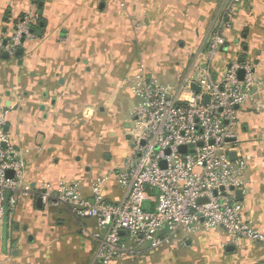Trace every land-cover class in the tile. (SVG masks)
Returning <instances> with one entry per match:
<instances>
[{
	"label": "crops",
	"instance_id": "obj_1",
	"mask_svg": "<svg viewBox=\"0 0 264 264\" xmlns=\"http://www.w3.org/2000/svg\"><path fill=\"white\" fill-rule=\"evenodd\" d=\"M233 4L0 0V107L10 142L23 155L25 185L34 191L32 198H19L7 223L0 216V264H94L101 237L96 220L79 219L42 195L66 181L93 200L94 183L103 178L106 203L125 199L118 172L131 150L138 74L148 83L180 86L195 63H203L211 33L220 28L225 45L213 78L227 63L243 60L264 83V0H240L234 17L222 19ZM30 15L36 17L35 38L23 43L22 55L6 56L17 22ZM257 100L260 108H237L236 131L247 163L244 213L264 232V85ZM162 237H169L166 230ZM121 238L123 250L135 252L116 264H264L263 244H231L223 230L202 225L155 251L134 244L127 233Z\"/></svg>",
	"mask_w": 264,
	"mask_h": 264
},
{
	"label": "built area",
	"instance_id": "obj_2",
	"mask_svg": "<svg viewBox=\"0 0 264 264\" xmlns=\"http://www.w3.org/2000/svg\"><path fill=\"white\" fill-rule=\"evenodd\" d=\"M239 2L234 0L233 7L223 9L222 19L231 20ZM35 18L25 16L17 22L6 48L9 55L35 38ZM224 45L220 28L213 30L203 63L197 61L178 87L148 83L144 75H137L133 93L140 101L129 133L131 150L118 172V182L126 192L122 202L104 201L103 178L94 183L93 200L66 181L57 188H45V202L64 204L79 219L96 220L101 237L94 264H116L135 252L121 247L123 232L134 244L147 243L154 251L178 235L197 233L201 225L215 232L223 230L231 244L250 241L264 246V232L246 219L243 203L237 199V192L245 189L247 163L236 131L237 108L245 104L260 108L257 95L264 83L252 63L236 60L214 79L216 58ZM240 71L245 73L243 79ZM194 85L200 92L193 90ZM7 126L0 107L1 215L8 192L9 213L19 198L34 195L23 180V155L11 144ZM231 153H236L235 160ZM165 230L167 238L162 237Z\"/></svg>",
	"mask_w": 264,
	"mask_h": 264
},
{
	"label": "water",
	"instance_id": "obj_3",
	"mask_svg": "<svg viewBox=\"0 0 264 264\" xmlns=\"http://www.w3.org/2000/svg\"><path fill=\"white\" fill-rule=\"evenodd\" d=\"M23 51H24V50H23L22 48H19V49L17 50V53H18L19 55H22V54H23ZM5 55H6V56H9V54H5ZM240 62L242 63L243 60H241ZM244 75H245L244 71H240L239 74H238V76H239L240 79H243ZM193 90H194L195 92H200V88L197 87V86H195V85L193 86ZM6 132H9V127H8V126L6 127ZM185 151H186L185 148H181V152H182V153H185ZM230 158H231L232 160H235V159H236V153H231V154H230ZM8 175H9V176H12V173H9ZM10 196H11V193L8 192V193L6 194V201H5L4 208H3V214H2V215L0 214V216L3 217V221H4V223H7V221H8V217H9L8 200H9V197H10ZM237 199H238V201H240V202L243 201L244 198H243V192H242V191H238V192H237ZM41 201H42V200H39V203H41Z\"/></svg>",
	"mask_w": 264,
	"mask_h": 264
},
{
	"label": "rangeland",
	"instance_id": "obj_4",
	"mask_svg": "<svg viewBox=\"0 0 264 264\" xmlns=\"http://www.w3.org/2000/svg\"><path fill=\"white\" fill-rule=\"evenodd\" d=\"M129 104H130L131 108L134 109L135 101L133 99L130 100ZM130 126H132V120L129 123V129H130Z\"/></svg>",
	"mask_w": 264,
	"mask_h": 264
}]
</instances>
